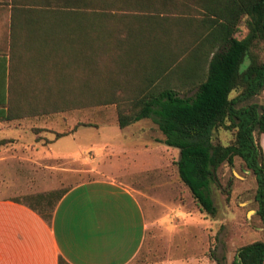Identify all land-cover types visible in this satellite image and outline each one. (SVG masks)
<instances>
[{"label":"trees","instance_id":"16d2710c","mask_svg":"<svg viewBox=\"0 0 264 264\" xmlns=\"http://www.w3.org/2000/svg\"><path fill=\"white\" fill-rule=\"evenodd\" d=\"M68 5L69 26L62 31L70 46L56 45L53 76L37 80L29 95L10 90L8 108L29 105L23 117H32L115 105L120 129L150 119L162 134L158 143L178 150L177 177L210 217L217 212L211 196L217 169L238 159L254 176L253 200L264 227V153L254 139L264 135V106L256 101L264 90V0ZM241 24L246 34L238 38ZM79 127L94 126L79 123L53 134L58 139ZM220 131L230 135L228 143L214 139ZM67 191L55 202L51 192L24 203L49 223ZM58 264L67 263L59 258ZM231 264H264V242L241 246Z\"/></svg>","mask_w":264,"mask_h":264},{"label":"crops","instance_id":"0c3cea01","mask_svg":"<svg viewBox=\"0 0 264 264\" xmlns=\"http://www.w3.org/2000/svg\"><path fill=\"white\" fill-rule=\"evenodd\" d=\"M68 4L69 0H0V177L37 174L41 167L53 170L48 162L56 159L87 160L76 139L85 127L55 139L53 132H69L75 125L60 131L56 114L23 117L29 105L8 108L10 90L29 95L39 87L37 80L53 76L56 45L70 46L63 33L69 26ZM56 30L63 31L56 36ZM64 139H70L72 148L61 145ZM149 151L148 146L136 149L118 143L111 154L126 163L112 167L110 177L70 188L49 223L28 204L0 197V264H58L59 258L67 264H130L142 251L149 226L142 202L148 196L134 185L142 186L136 177L152 168ZM137 159L142 161L140 168ZM161 163L159 159L153 166Z\"/></svg>","mask_w":264,"mask_h":264},{"label":"rangeland","instance_id":"374dc122","mask_svg":"<svg viewBox=\"0 0 264 264\" xmlns=\"http://www.w3.org/2000/svg\"><path fill=\"white\" fill-rule=\"evenodd\" d=\"M245 34L246 29L241 24L237 37ZM255 51L258 52V48ZM256 101L264 106V90ZM55 121L60 131L70 124L94 126L82 128L76 136L81 146L80 155L87 160L56 159L48 162L54 166L53 170L41 167L37 174L2 176L0 197L27 202L31 196L52 192L50 200L55 202L60 192L82 182L110 177L112 167L125 164L123 157L111 154L118 143L136 149L148 146L151 151L146 154H151L152 168L136 177L142 181V186L134 185L148 196V199L141 198L149 226L144 247L130 264H231L238 248L255 241L264 242V227L256 215L253 200L255 179L238 159L233 166L223 164L217 169V183L212 186L211 194L217 212L210 217L200 211L177 177L174 162L178 150L155 141L162 138V134L150 119L119 129L116 106L98 105L58 113ZM145 131L148 133L144 135ZM214 139L226 144L230 135L220 131ZM254 139L264 153V135L255 133ZM60 142L63 146L69 143L72 148L70 139ZM159 159L163 164L153 166ZM140 162L137 159L136 167L142 166ZM162 169L165 179L160 173Z\"/></svg>","mask_w":264,"mask_h":264}]
</instances>
